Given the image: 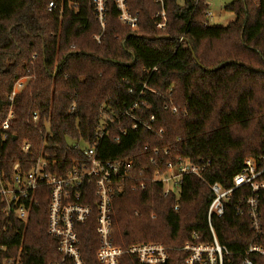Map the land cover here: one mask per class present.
Segmentation results:
<instances>
[{"label":"trees","instance_id":"obj_1","mask_svg":"<svg viewBox=\"0 0 264 264\" xmlns=\"http://www.w3.org/2000/svg\"><path fill=\"white\" fill-rule=\"evenodd\" d=\"M49 1L0 0V124L11 104L14 111L4 140L0 126L2 163L27 167L32 152L46 143L66 167L81 153L71 142L93 144L104 119L109 135L97 145L99 157L133 162L114 199L115 241L162 242L170 247L166 264H184L181 248L194 233L200 241L211 238L210 185L230 187L247 157L264 163V0H231L225 8L236 17L224 26L210 25L207 0H165L164 29L156 27L158 3L128 0L138 29L120 22L112 7L100 42L89 0H55L52 10ZM27 76L11 101L15 83ZM24 141L32 143L31 151L21 150ZM179 157L202 171L183 176L177 199L174 192L163 195L154 175ZM139 182L146 187L134 188ZM237 197L222 216L212 217L231 252L227 264H241L244 246L254 238L248 218L234 213ZM49 198L48 191L38 196L24 230L0 198V264L20 248L23 264L61 259L47 232ZM77 229L84 264H100L96 212ZM250 258L264 264L262 255ZM120 264L143 263L125 254Z\"/></svg>","mask_w":264,"mask_h":264},{"label":"built area","instance_id":"obj_2","mask_svg":"<svg viewBox=\"0 0 264 264\" xmlns=\"http://www.w3.org/2000/svg\"><path fill=\"white\" fill-rule=\"evenodd\" d=\"M89 1L94 17L102 30L95 35L98 42L107 26L112 7L116 9L120 22L133 31L138 29V13L131 10L128 0ZM154 1L160 6L155 13L158 18L156 27L164 29L167 19L165 0ZM56 5L55 0H50L48 9L52 10ZM19 80L9 96L11 101L21 90ZM71 108H75V104ZM173 110L177 111V108ZM126 113L129 114V111ZM13 118L14 111L11 104L0 124L3 131L2 140L6 139ZM39 118V113L34 111L32 121L36 123ZM131 127L137 129L138 124L134 123ZM106 135H109V130L105 120L102 119L96 128V139L93 144L72 141L73 148L80 150L81 153L80 156L71 159L66 167L60 163L56 155L46 150V143L32 152L34 157L28 162L29 166L26 163L27 167H23L20 162L8 167L0 158V198L4 203L3 210L9 216L15 214L21 220V224H24V230L31 209L38 202V196L48 191L50 198L47 232L57 240V249L62 256L60 260L50 264H64L66 260H71L74 264H84L77 227L78 224L85 223L94 212H96V233L99 239L96 257L100 264H120L125 254L136 257L143 264H166L170 258V247L162 242L141 241L123 245L115 241L114 199L117 192L122 190L124 180L133 168V162L129 159H101L97 145ZM31 149V142L24 141L21 144L23 152H29ZM201 171L202 168L188 158L179 157L176 163L169 162L164 170L156 171L154 180L163 183L164 196L174 192L179 199L183 176L185 174L201 176ZM145 187L144 182L134 186L141 189ZM210 188L214 194L207 211L211 238L200 241L198 235L194 233L192 239L187 240L181 248L186 253L184 264L230 262L231 252L219 241L212 224V217L222 216L225 213L226 203L234 193L238 194L233 205L235 215L246 216L254 232V238L244 246L241 264H253L251 254L264 256V163L253 157H247L242 169L233 177L230 187L224 188L219 183H213ZM20 251L21 248L17 255L5 258L1 264H23Z\"/></svg>","mask_w":264,"mask_h":264},{"label":"rangeland","instance_id":"obj_3","mask_svg":"<svg viewBox=\"0 0 264 264\" xmlns=\"http://www.w3.org/2000/svg\"><path fill=\"white\" fill-rule=\"evenodd\" d=\"M183 4L184 0H178ZM231 0H207L209 5V23L214 26H224L230 21L235 19V13L225 8L226 4ZM29 77H23L19 81L21 83V89L27 83ZM20 86L18 85L17 88Z\"/></svg>","mask_w":264,"mask_h":264},{"label":"water","instance_id":"obj_4","mask_svg":"<svg viewBox=\"0 0 264 264\" xmlns=\"http://www.w3.org/2000/svg\"><path fill=\"white\" fill-rule=\"evenodd\" d=\"M24 224H21V228L23 229Z\"/></svg>","mask_w":264,"mask_h":264}]
</instances>
